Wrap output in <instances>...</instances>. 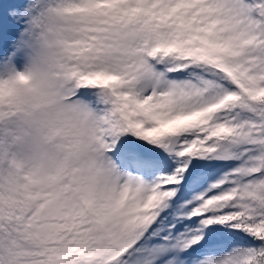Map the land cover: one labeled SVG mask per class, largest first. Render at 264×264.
Instances as JSON below:
<instances>
[{
    "label": "snow or ice",
    "instance_id": "1",
    "mask_svg": "<svg viewBox=\"0 0 264 264\" xmlns=\"http://www.w3.org/2000/svg\"><path fill=\"white\" fill-rule=\"evenodd\" d=\"M0 264H264V0H0Z\"/></svg>",
    "mask_w": 264,
    "mask_h": 264
},
{
    "label": "clouds",
    "instance_id": "2",
    "mask_svg": "<svg viewBox=\"0 0 264 264\" xmlns=\"http://www.w3.org/2000/svg\"><path fill=\"white\" fill-rule=\"evenodd\" d=\"M44 55V50H38L32 63L35 65H40L41 59ZM74 112L69 114V119L71 120H88L93 118V113L90 111V106L86 101H81L80 104L74 105Z\"/></svg>",
    "mask_w": 264,
    "mask_h": 264
}]
</instances>
